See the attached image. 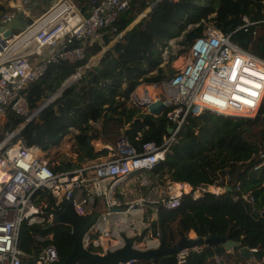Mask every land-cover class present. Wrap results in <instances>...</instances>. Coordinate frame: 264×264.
<instances>
[{"label":"trees","instance_id":"trees-1","mask_svg":"<svg viewBox=\"0 0 264 264\" xmlns=\"http://www.w3.org/2000/svg\"><path fill=\"white\" fill-rule=\"evenodd\" d=\"M152 1L130 0L128 8L101 29L100 40L87 47L83 60L50 64L46 72L26 88L31 110H35L48 93H53L89 57L117 37ZM3 13L6 9L0 4V17ZM244 15L251 21L264 20V0H162L108 47L94 66L25 125L15 140L20 138L27 146L47 149L57 145L74 126L78 133L74 135L71 150L78 162L106 155V149L96 151L91 142L101 139L103 143L115 145L121 133L118 128L123 124L130 126L126 138L136 151H140L145 142H162L171 122L165 113L153 116L139 107L125 104L130 93L141 81L155 82L172 73L169 64L174 54H169L165 68L159 66L163 60L162 48L170 38L183 33L178 41L181 48L177 52L181 53L202 34L205 25L223 33L233 32L242 23ZM27 22L31 23V19ZM231 39L264 60V21L250 26L247 31H234ZM154 69L156 74L149 75L148 72ZM257 85L253 81L251 88L244 90L250 93L249 90ZM23 121L22 116L8 111L5 125L0 130V141ZM246 126L250 127L249 132ZM260 152H264V100L251 118L209 111L190 117L170 144L165 159L151 172L157 183H186L192 190L180 196L175 208L156 204L157 218L151 222L152 233L159 232L164 246L177 244L182 235L189 236L190 232L201 237L225 236L238 242L239 246L229 252L218 245L198 246L199 251L189 252L183 263L177 262L174 252L132 264H264L263 260L245 257L238 250L245 246L264 252V217L255 214L264 210V164L255 169L261 160ZM76 165L61 160L52 169L61 171ZM228 179L230 190L226 189ZM205 185L222 186L223 191L218 194L203 192L194 198L192 191ZM243 193L254 201L251 203L243 198ZM34 203L41 213L48 214L54 205V197L39 190ZM102 208V202L96 200L95 209ZM47 224H22L18 246L31 254L37 248L31 232L49 233L48 243L56 248L61 264L73 245L68 235L69 226L46 227ZM78 264L96 263L81 259Z\"/></svg>","mask_w":264,"mask_h":264},{"label":"built area","instance_id":"built-area-1","mask_svg":"<svg viewBox=\"0 0 264 264\" xmlns=\"http://www.w3.org/2000/svg\"><path fill=\"white\" fill-rule=\"evenodd\" d=\"M28 2L21 0L22 5ZM129 2L94 1L90 10L83 13L72 0H56L22 31L13 32L8 37L0 31V130L5 125L8 111L22 116L24 121L31 118L34 110L28 103L27 86L37 81L50 64L83 60L87 47L100 40L101 29L126 10ZM13 15L3 13L0 23ZM260 21L264 20L251 21L244 15L242 23L234 31H247ZM233 32L223 33L205 25L202 34L181 53L177 51L181 48L178 41L183 33L170 38L162 48L164 62L159 66L165 68L163 64L167 63L169 54H174L169 64L172 73L155 82L141 81L130 93L126 101L129 105L153 116L165 113L171 122L172 131L164 135L160 143L148 141L141 145L140 151L133 149L132 152L120 149L118 145L112 156L61 171L52 169L50 158L44 157L40 147L37 148L41 152H37L33 150L35 145L27 146L22 139L0 147V169L8 174V178L0 182V264L28 262L30 254L18 246L21 225L51 222L55 211L64 202H71L79 216H95L82 240L83 247L91 252L105 254L118 248L124 243L122 234L134 237V248H157L159 232L147 234L151 222L157 218L156 204L167 209L175 208L180 196L187 192L181 188L176 191L173 187L175 183L161 188L154 176L151 182L145 179L139 181L140 185L151 187L148 189L151 195L147 197L122 202L117 188L128 176L142 170L151 171L162 162L170 144L190 117L204 111L244 118L257 114L264 100V60L234 42L231 39ZM244 79L259 84L253 88L256 94L249 95L239 88H251V83ZM141 84L146 85L140 88ZM149 84H153L151 88ZM243 99L252 102L247 103ZM244 107L247 112L240 113ZM259 158L261 160L255 169L264 164V152L259 153ZM39 190L54 197V205L48 214L41 213L34 203ZM191 190L190 187L188 192ZM222 191V186L205 185L194 189L192 194L197 198L203 192L218 194ZM242 197L251 203L254 201L247 193H243ZM96 200L102 202L101 210L95 209ZM113 207H122L123 210H113ZM31 236L37 245L34 264L60 263L56 248L48 243L51 234L32 231ZM191 251H199V247L178 250L177 262L183 263ZM215 258L218 259L217 256ZM133 262L129 260L116 264Z\"/></svg>","mask_w":264,"mask_h":264},{"label":"water","instance_id":"water-1","mask_svg":"<svg viewBox=\"0 0 264 264\" xmlns=\"http://www.w3.org/2000/svg\"><path fill=\"white\" fill-rule=\"evenodd\" d=\"M162 0H154L152 1L130 24L116 37V40L120 38L126 31L130 30L143 16H145L152 8L157 6ZM28 25L27 20L24 18V14L22 11L10 17L9 20L3 21L0 23V31H2V35L4 37H8L13 32L22 31ZM105 50L99 51L98 56H91L88 58L87 62L78 67L76 71L69 76L66 80L62 82V84L48 96L33 112L31 118L23 121L18 127L8 133L5 138L0 142V147H5L10 143V140L16 138L21 130L27 125L32 118H34L44 107H46L54 98L61 94V92L72 85L77 79L81 77L82 74L86 73L87 70L94 66L100 59L102 53ZM146 84H141L139 87L144 88ZM150 85V84H149ZM153 85V84H152ZM154 87V86H153ZM200 115V114H199ZM245 129L249 132L250 127L246 126ZM172 131V127H167V132L170 133ZM126 132L125 130L119 138H123L126 140ZM36 147H39L35 145ZM226 189L230 190L229 179L226 181ZM113 210H123L122 207H113ZM256 215H261L264 217V210L261 212H255ZM95 216H79L73 210L71 206V202H64L62 206L55 211V214L51 220L47 224L46 227H50L55 224H64L69 226L68 235L72 240V249L70 253L62 260L61 264H78L81 259H86L91 263L96 264H116L119 262H126L129 260L136 261H149L151 259H155L165 253H174L183 248H190L194 246H220L225 251H233L239 246V243L236 241H232L227 239L225 236H215L208 235L206 237L196 236H186L182 235L179 242L173 246H164L161 242H159V246L157 248L140 250L134 248L132 246V242L134 237H127L122 234L124 243L114 250L107 251L105 254H99L95 252H91L83 247V236L85 232L88 230L89 226L93 223ZM239 253L245 257L249 258H257L264 261V252L257 249H249L248 247L242 246L239 247ZM34 254L33 250L28 257V262H24L23 264H34Z\"/></svg>","mask_w":264,"mask_h":264},{"label":"crops","instance_id":"crops-1","mask_svg":"<svg viewBox=\"0 0 264 264\" xmlns=\"http://www.w3.org/2000/svg\"><path fill=\"white\" fill-rule=\"evenodd\" d=\"M56 0H30L27 4L22 5L21 0H0V4L6 9V13H14L17 14L18 12L22 11L24 14V18L26 20L31 19V21L35 18H37L38 16H40V14L42 13L43 10L48 9L52 4L55 3ZM76 6L80 9V11L82 12H87L89 10V7L93 4L94 1H100V0H72ZM240 89H245L242 86H239ZM78 133V130L74 127L71 126L70 127V132L68 134H66L61 141L59 142L60 146L54 145L50 148L44 149L41 148V153H43V155H45L44 153L50 149H56L59 151V154L62 155V157L60 158V160H66V161H70L72 163L78 164L76 165L78 166H82V165H86L89 164L91 161L94 160H98L99 158H102L105 155L99 156L95 159L92 160H86V161H82V162H78L77 158H76V154L74 152H72L71 150V146L74 140V135ZM117 141H118V137H117ZM125 142L131 146L128 142H127V138L125 140ZM95 148L96 151L101 150V149H112L110 144L107 143H103L100 139L97 140H93L91 142ZM100 145L98 147H95V145ZM105 147V148H103ZM132 147V146H131ZM132 149H134L132 147ZM108 153V150H107ZM51 155H45L44 157L46 158H51ZM59 160V161H60ZM56 163L58 164L59 162L56 161ZM1 170V169H0ZM5 178V177H4ZM2 178L0 180V182L4 179Z\"/></svg>","mask_w":264,"mask_h":264},{"label":"rangeland","instance_id":"rangeland-1","mask_svg":"<svg viewBox=\"0 0 264 264\" xmlns=\"http://www.w3.org/2000/svg\"><path fill=\"white\" fill-rule=\"evenodd\" d=\"M116 41V37L113 39V40H111L106 46H104L101 50H106L108 47H110L111 45H113V43ZM250 52V51H249ZM98 54H99V52L98 53H96L94 56H98ZM166 59V58H165ZM164 62V59H163V61L161 62V63H163ZM164 66H165V63L163 64ZM150 72H152V74H156V72H157V70L156 69H154V70H151ZM150 72H148V74H150ZM249 72H252V71H250L249 70ZM254 75H258L256 72H254ZM258 77H259V75H258ZM245 81H247V82H249V83H252L253 81L252 80H247V79H244ZM150 88L152 87L151 85H148ZM257 86H259V85H257ZM245 88V87H244ZM250 91V93L251 94H256V92L254 91V90H249ZM250 93H249V95H250ZM246 95V94H245ZM48 96H50V93H48L44 98H43V101L45 100V99H47L48 98ZM161 98H163V97H161ZM241 98V97H240ZM243 100H245L247 103H249V102H252V101H250L249 99H243ZM125 104H127V105H129L127 102H125ZM240 113H245V112H247V110H246V108L244 107V108H241V111H239ZM253 115V114H252ZM252 117H254V116H252ZM120 131H121V133H120V135L119 136H121V134L125 131V130H129L130 129V126L128 125V124H123V125H121L119 128H118ZM119 136H117V137H119ZM17 139H20V138H17ZM16 139V140H17ZM101 140V139H100ZM102 142H103V140H101ZM10 142L12 143V142H15V138L14 139H12V140H10ZM110 145H111V148L112 149H107L108 150V153L105 155V156H103V157H109V156H112V154L113 153H115V151L117 150V147H118V141H117V138H116V144L115 145H113L112 143H110ZM57 146H60L59 145V143L57 144ZM98 146H100V145H95V147H98ZM98 148H100V147H98ZM103 148H105V147H103ZM45 155H51L50 157V163H51V165L52 166H54V165H56L57 163H56V161L57 162H60L61 160H60V158L62 157V155L61 154H59V151L58 150H54V149H50V150H48V151H46L45 153H44ZM60 160V161H59ZM7 175V173H5L4 171H2V170H0V180L2 179V178H4L5 176ZM153 175H155V174H152V172L151 171H144V170H142V171H140V172H138V173H135V174H132V175H130V176H128V178H126L119 186H118V188H117V191H118V193H117V195H118V197L120 198V201H122V202H131V201H134V200H136L137 198H140V197H147V196H149V195H151L150 193H149V188L151 189V187H144V186H142V185H140V183H139V181L141 182V180L142 179H145V180H148L149 182H151L152 181V178H153ZM176 184V183H175ZM158 185H160V187L161 188H165L167 185H168V183H158ZM178 185V184H177ZM175 188V187H174ZM176 188H178L177 186H176ZM179 189V188H178ZM183 189H185L184 187H183ZM182 189V190H183ZM148 190V191H147ZM185 190H187V191H189L190 190V188H187V189H185ZM154 192V191H153ZM183 192V191H182ZM154 194V193H153ZM125 206V205H124ZM148 217L149 218H151L152 217V215H148ZM150 233L152 234V229L150 228V230L149 231H147V234L148 235H150ZM194 235V233L193 232H190V234H189V236H193Z\"/></svg>","mask_w":264,"mask_h":264},{"label":"bare ground","instance_id":"bare-ground-1","mask_svg":"<svg viewBox=\"0 0 264 264\" xmlns=\"http://www.w3.org/2000/svg\"><path fill=\"white\" fill-rule=\"evenodd\" d=\"M152 86V85H151ZM149 87V86H148ZM150 88V87H149ZM118 145H119V147H120V149H124V150H126L127 152H132L133 151V149H132V147L131 146H129L126 142H125V140L123 139V138H119L118 139ZM33 150H35V151H37V152H41L40 151V149L39 148H37V147H34L33 148ZM8 178V174L5 176V178L2 180V181H4V180H6ZM178 184V185H177ZM176 186L180 189L181 188V190L183 189V187L185 188V189H187V188H190V186L188 185V184H186V183H176V184H174V189L177 191L178 190V188H176ZM185 189H183V191L184 192H188L187 190H185Z\"/></svg>","mask_w":264,"mask_h":264},{"label":"clouds","instance_id":"clouds-1","mask_svg":"<svg viewBox=\"0 0 264 264\" xmlns=\"http://www.w3.org/2000/svg\"><path fill=\"white\" fill-rule=\"evenodd\" d=\"M191 187V186H190ZM192 188V187H191Z\"/></svg>","mask_w":264,"mask_h":264}]
</instances>
